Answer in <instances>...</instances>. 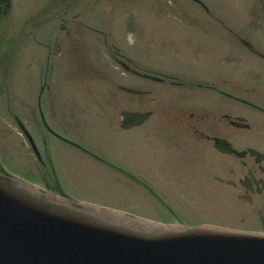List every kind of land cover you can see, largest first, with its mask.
Returning a JSON list of instances; mask_svg holds the SVG:
<instances>
[{
	"label": "rangeland",
	"instance_id": "rangeland-1",
	"mask_svg": "<svg viewBox=\"0 0 264 264\" xmlns=\"http://www.w3.org/2000/svg\"><path fill=\"white\" fill-rule=\"evenodd\" d=\"M57 1L13 0L2 19L0 166L4 171L41 190L154 223L264 231V211H260L262 216L253 213V204L262 205L261 199L250 203L239 196V189L212 179L215 164L221 177L230 176V166L235 180L242 176L245 168L239 157L214 152L186 137H176L174 143L166 132L169 82L127 72L117 60L141 73L231 75L232 61L225 58L238 49L231 33L235 29L250 31L244 26L248 3L255 6L257 0H204L203 5L172 1L161 5L169 12L166 19L155 15L159 6L151 0H136L134 6L121 5L120 0L111 6L92 0L91 10L81 16L87 25L77 21L74 42H70L71 36L64 38L67 47L56 58L52 56L53 76L48 73L45 82L47 51L43 42L53 44L55 29H61L59 20L51 17ZM203 12L212 14L211 18L194 16ZM258 70L240 60L233 76H255ZM260 76L264 74L260 72ZM120 87L141 92H125ZM153 98L162 110L161 121L157 123V116H151L130 129L119 127L121 109L154 110ZM29 104V115L35 119L29 123L32 131L39 134L36 127H42L43 116L58 133L89 148L93 155L47 133L45 144L37 136L38 160L16 122V118L23 123L30 120L26 117ZM160 124L161 132L156 127Z\"/></svg>",
	"mask_w": 264,
	"mask_h": 264
},
{
	"label": "water",
	"instance_id": "water-1",
	"mask_svg": "<svg viewBox=\"0 0 264 264\" xmlns=\"http://www.w3.org/2000/svg\"><path fill=\"white\" fill-rule=\"evenodd\" d=\"M121 113L124 128L149 114ZM0 264H264V234L154 223L0 173Z\"/></svg>",
	"mask_w": 264,
	"mask_h": 264
},
{
	"label": "flooded vegetation",
	"instance_id": "flooded-vegetation-1",
	"mask_svg": "<svg viewBox=\"0 0 264 264\" xmlns=\"http://www.w3.org/2000/svg\"><path fill=\"white\" fill-rule=\"evenodd\" d=\"M91 1L59 0L55 3L52 17L60 21L61 29H55L53 44H45L49 54L59 55L64 48V38L71 36L72 39L76 35L77 21L84 22L81 16L86 11L91 10ZM103 1L104 5L111 6L116 0ZM120 1L119 4L121 5L134 6V3L137 4L136 0ZM151 1L159 6V12L155 15H160L162 19H166L169 12L161 5H168L172 1L176 3L178 0ZM191 1L204 4V0ZM237 1L239 2V0ZM249 1L246 0L245 3ZM257 2L258 4L255 6L248 3V17L244 26L248 27L250 31L235 29L231 33L232 42L238 48L236 52L230 53V56L225 58L227 62L232 61L228 68L231 70V75L201 77L163 73L160 76L162 77L161 82L167 81L170 84L168 89L171 95L170 105L168 104L170 123L168 122L169 128L166 132L171 140L175 143L176 137H186L189 142L198 143L214 152L218 151L217 146L221 145L218 139L224 140L225 143L236 149L241 147L242 150L249 148L259 150L261 152L260 157L246 152L242 158H239L245 171L242 176L237 177V180L232 175L233 168L231 166L228 168L230 176L227 178L217 174L220 170L217 164L214 165L215 171L212 179L239 189V196L243 199L249 202L255 201L254 198L261 199L262 205H264V76H260V72L264 74V0H257ZM13 5V0H0V27L3 17ZM255 9L257 14L254 12ZM124 15H134V13L126 12ZM197 15L201 20H208L212 14L206 12H203L202 15L200 13L194 14V16ZM63 21L70 22L67 28H63ZM47 59L46 62L49 61V55ZM240 60L249 66H256L259 69L256 71V75L234 77L233 70L236 69ZM40 96L41 93H39L38 98ZM154 100L155 98H153ZM155 101L156 108L152 110V116H159L162 110L158 106L157 100ZM159 121L161 119L157 117L156 122ZM26 126L35 139L39 135L42 142L46 143L43 131L36 127L39 131L38 134L37 131L31 130L30 124L26 123ZM156 127L162 128V125ZM48 131L56 135L55 132L49 129ZM58 138L70 144L59 136ZM91 154L93 155V153ZM229 155L233 156L234 154L230 153ZM245 158L251 160V163L247 165ZM0 172H4L1 167ZM262 205H258L257 208V214L260 216H262L260 211H264Z\"/></svg>",
	"mask_w": 264,
	"mask_h": 264
},
{
	"label": "bare ground",
	"instance_id": "bare-ground-1",
	"mask_svg": "<svg viewBox=\"0 0 264 264\" xmlns=\"http://www.w3.org/2000/svg\"><path fill=\"white\" fill-rule=\"evenodd\" d=\"M64 6H65V4H64ZM51 17H52V16H51ZM56 23H57V22H56ZM56 23H54V25H55ZM1 24H2V22H1ZM54 25H53V26H54ZM0 28H1V27H0ZM182 225H183V224H182ZM183 226H185V225H183Z\"/></svg>",
	"mask_w": 264,
	"mask_h": 264
}]
</instances>
